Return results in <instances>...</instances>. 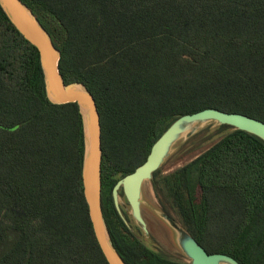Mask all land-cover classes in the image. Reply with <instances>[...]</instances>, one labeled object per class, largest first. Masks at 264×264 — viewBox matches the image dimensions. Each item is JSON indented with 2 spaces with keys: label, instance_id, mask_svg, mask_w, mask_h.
I'll return each instance as SVG.
<instances>
[{
  "label": "trees",
  "instance_id": "obj_1",
  "mask_svg": "<svg viewBox=\"0 0 264 264\" xmlns=\"http://www.w3.org/2000/svg\"><path fill=\"white\" fill-rule=\"evenodd\" d=\"M22 1L60 49L65 82L95 97L103 212L119 254L127 264H192L149 247L113 188L182 115L215 107L264 121V0ZM231 128L151 181L209 253L264 264V140ZM84 154L78 104L48 99L38 48L0 6V264H109Z\"/></svg>",
  "mask_w": 264,
  "mask_h": 264
},
{
  "label": "water",
  "instance_id": "obj_2",
  "mask_svg": "<svg viewBox=\"0 0 264 264\" xmlns=\"http://www.w3.org/2000/svg\"><path fill=\"white\" fill-rule=\"evenodd\" d=\"M0 6L16 28L34 44L40 53L47 97L53 103L76 102L83 118L85 154L83 163L84 193L89 206L90 218L100 248L109 264H127L115 247L108 229L102 205V125L98 106L92 92L77 81L65 82L59 68L61 51L53 37L22 0H0ZM206 121H216L235 129L249 132L264 140V121L253 116L205 108L178 117L153 144L141 165L117 181L113 197L117 210L124 217L121 193L127 199L132 215L147 233V223L141 211L142 187L159 170L170 148L190 126ZM171 219V218H169ZM173 226L180 234V245L192 264H241L227 253H209L185 227Z\"/></svg>",
  "mask_w": 264,
  "mask_h": 264
},
{
  "label": "rangeland",
  "instance_id": "obj_3",
  "mask_svg": "<svg viewBox=\"0 0 264 264\" xmlns=\"http://www.w3.org/2000/svg\"><path fill=\"white\" fill-rule=\"evenodd\" d=\"M231 130V126L219 124L216 121L200 122L186 128L171 146L169 154L159 168L160 174L167 175L182 167L212 147ZM158 193L151 180L144 182L141 211L147 223V233L135 220L131 207L122 194L121 206L125 210L131 225L144 237V241L149 247L163 252L169 258L191 261L180 245V234L173 226V223L181 227L184 226L179 221V218L171 212L169 197L161 192Z\"/></svg>",
  "mask_w": 264,
  "mask_h": 264
}]
</instances>
